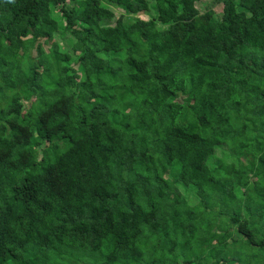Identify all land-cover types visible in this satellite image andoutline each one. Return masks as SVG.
I'll use <instances>...</instances> for the list:
<instances>
[{"label":"trees","instance_id":"1","mask_svg":"<svg viewBox=\"0 0 264 264\" xmlns=\"http://www.w3.org/2000/svg\"><path fill=\"white\" fill-rule=\"evenodd\" d=\"M211 1L199 34L194 0H0V264H264V0Z\"/></svg>","mask_w":264,"mask_h":264},{"label":"rangeland","instance_id":"2","mask_svg":"<svg viewBox=\"0 0 264 264\" xmlns=\"http://www.w3.org/2000/svg\"><path fill=\"white\" fill-rule=\"evenodd\" d=\"M196 1V5L199 9V15L197 16L198 22H199V26L197 29V32L199 34L203 33L205 31L207 22L209 20H217L220 19L221 16V5L220 4H216L213 5L211 2V0H194ZM213 9L214 13L210 14L209 10ZM262 9L264 11V2H263V6ZM113 10L116 13V17L110 21L111 25H114L116 28H118V31L121 32V29H119V24L121 21V17L122 15L126 14V10L123 9L122 7L119 8H113ZM139 17L141 18H148V17H155L157 25L159 28H164L166 22L168 21L169 17H170V11L167 8H161L158 11H144L143 13H141L139 15ZM249 19H247L245 17V14L242 11V8H239V14L236 17V24L239 28H243L244 24L247 23ZM186 32L184 27L182 26V24L178 23L175 25L174 29H173V39L177 42H181L184 38H185ZM84 34H80L79 38H83ZM80 39H78L74 44L72 49L79 53L80 52V48H81V43H80ZM27 47L30 50V54L31 56H35L37 53L43 52V51H49L51 46L53 45V40H48V41H44V39L42 38H32V37H28L27 38V42H26ZM263 63V60L255 58L253 55L251 54H246L244 60H242V62H239L237 67L243 72H255L256 70H258L259 68H261V64ZM24 79L22 77H18L17 79L14 80L15 85H19L21 84ZM157 85V83L155 81H152L150 83H148V87L149 88H153ZM262 155H264V149H263V153ZM34 156L32 153H28L25 155L24 160H25V164L29 165L32 160H33ZM234 173H241L238 171H234ZM166 185L168 186V191H172V192H176V189L171 181L170 178L167 179V183ZM177 193V192H176ZM186 223V221H185ZM236 229V228H235ZM100 253H86L84 250L82 249H75V248H59L58 250H54L52 251V257L55 260H61L63 257H67V256H71L74 258H80V259H85L87 260L89 263L91 264H110L109 259L100 256ZM161 264H177V262H175L172 259L169 258H165L163 259Z\"/></svg>","mask_w":264,"mask_h":264}]
</instances>
